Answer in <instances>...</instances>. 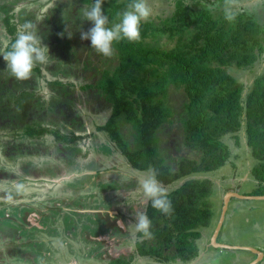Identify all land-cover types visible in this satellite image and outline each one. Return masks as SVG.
I'll use <instances>...</instances> for the list:
<instances>
[{
	"label": "trees",
	"instance_id": "1",
	"mask_svg": "<svg viewBox=\"0 0 264 264\" xmlns=\"http://www.w3.org/2000/svg\"><path fill=\"white\" fill-rule=\"evenodd\" d=\"M26 1L31 2L3 0L0 5V40L2 32L6 31L8 36L7 44L0 41V131L20 128L19 138L27 148L40 147V139L52 134L69 155L66 160L61 158L59 163L63 161L71 170L82 153L78 148V142L83 138L81 133L85 131V124L80 122L81 115L74 113L72 120L64 125V131L29 121L45 108L52 111L58 108L61 112L63 109L72 114L81 105L80 97L77 98L80 101H74V83L69 81L78 77L77 71H81L71 70L77 64L76 51L80 48L79 45L74 47L72 42L79 43L81 31L91 27L83 16L82 5L90 6L93 0H73L82 6L74 17H65L73 10L59 1L43 18L36 16V11L14 12L16 6ZM172 1L174 10L165 18L157 16L158 20L149 18L141 22L138 42H113L111 57L98 54L102 61L116 64H111L102 74L90 76L92 80L97 76L95 83L81 77L85 83L78 86L77 91H91L111 107L110 116L97 129L108 135L133 169L139 172L154 170L157 180L164 186L185 180L168 192L173 206L171 215L152 208L148 201L144 213L151 220L153 238L139 241L136 251L140 256L153 257L167 264H189L198 257V241L214 219L210 201L214 183L208 178L193 177L215 172L232 163L230 147L224 141L228 135L245 130L246 145L254 159L252 176L257 182V189L249 195L264 196V76L256 77L246 92L247 84L232 73L234 69L251 70L264 56V20L246 10L215 13L214 9L218 11L215 0ZM131 3L132 0H103L102 9L109 18L108 26L119 22V14ZM54 12L58 14L56 24H52ZM26 22L35 25L39 46L46 44L47 59L34 66L30 79L19 81L11 75L2 53L10 50L19 25ZM162 37L172 46L163 47L159 42ZM83 42L81 47L90 45V41ZM92 54L94 57L96 52L90 51V57ZM87 68L86 65L84 69ZM44 70L53 79L46 83L48 92L41 95L37 89ZM172 88L183 90L187 102L179 114L180 127H177L180 145L185 148L184 156H169L170 160L164 156L170 155V151L160 149L165 151L159 153L157 139L172 125L173 114L167 101ZM46 94L51 95L49 101ZM20 115L22 119L16 120ZM78 122L81 128L73 130ZM126 124L134 131L128 135L130 138L122 131ZM0 144H4L2 148L5 149L8 141L2 140ZM16 147L17 150L24 149ZM14 160L10 162H17ZM29 166L23 164L22 168L27 170ZM60 167L49 164L47 173ZM3 171L7 176H0V182L2 177L10 175L9 170L0 167L2 174ZM41 171L34 173L35 178L48 176ZM96 176H90V182ZM10 194L13 193H6L7 196ZM3 219L0 217V256L9 262L24 256L17 251L25 248L26 243H4V239L6 242V238L14 240L17 236L3 225ZM138 236L142 237V234L138 233ZM30 257L35 260L36 255ZM111 264H129V261L118 259Z\"/></svg>",
	"mask_w": 264,
	"mask_h": 264
},
{
	"label": "rangeland",
	"instance_id": "2",
	"mask_svg": "<svg viewBox=\"0 0 264 264\" xmlns=\"http://www.w3.org/2000/svg\"><path fill=\"white\" fill-rule=\"evenodd\" d=\"M59 1L73 10L65 17L76 16L79 9L85 7L73 0H38L36 3L31 0L16 6L14 12L18 13L22 9L28 12L36 11V16L43 18ZM215 2L218 6V11L214 9L215 13L246 10L254 17H261V20H264V0H215ZM2 3L3 0H0V5ZM148 4L151 8L149 18L154 20H158L157 16L165 18L174 10L172 0H148ZM56 15L58 14L54 12L51 16L52 24L57 22ZM1 17L3 18V15ZM7 37L6 31L2 32L0 41L7 44ZM159 42L166 48L172 46L165 37L159 39ZM83 43L82 40L79 43L72 42L74 47L79 45L80 48L76 51L77 64L73 65L71 70H81L86 65L88 68L77 71L78 77L75 79H69L74 83L73 99L75 101L80 97L81 105L72 111L73 115L70 112L65 114L63 109L62 112L58 110L61 114L57 115V108L55 111L45 108L39 114L33 115L34 119H29V123L42 122L43 126L64 131V125L72 120L74 113L81 115L80 122L85 124V131L81 133L83 138L78 142V148L82 153L74 167L70 170L65 167L66 163L63 161L59 163L61 158L66 160L69 155L64 152V146L55 141L52 134L40 139V147L27 148L19 138L20 128L16 131L8 129L0 131V142L8 141L5 149L2 148L4 144H0V167L10 171V175L7 178L2 177L0 182V217H4L3 225L12 234H21L23 237L15 240L8 237L6 242L4 239V243L10 245L26 243L25 248L17 251L24 256L11 259V263L15 264H111L120 255L130 258H127V261H131V264H154L150 258L141 257L137 253L138 233H135V226L132 225V222L136 221V212H144L146 209L148 201L143 195L140 181L151 172L133 169L108 135L97 129L98 125L104 124L111 114V107L103 98H99L91 91H77L78 86L85 83L81 77L90 78L92 75L102 74L116 62L102 61L91 47L90 51L95 55L93 57L92 54L90 57L88 47L87 49L81 47ZM44 45L42 46L45 47ZM70 60H73L72 57ZM87 60L91 63L82 62ZM96 68L99 71H95ZM232 73L247 84V92L256 77L264 76V56L251 70L234 69ZM93 77V80L90 78V83H95L98 79L97 76ZM52 79L53 76L44 70L38 84V88L40 87L37 89L38 94L48 92L46 83ZM46 95L45 98L49 101L51 95ZM167 101L174 117L171 118L172 125L160 133L157 142L159 153L170 151V155L167 153L168 155L164 156L171 160L169 156L176 158L184 156L185 148L180 145L177 127H180L179 114L183 112L187 99L183 90L172 88ZM17 119L21 120L22 116L16 117ZM80 122L73 126V130L81 128ZM122 131L130 138L128 135L133 130L126 124L123 125ZM224 141L230 147L232 163H227L215 172L197 174L193 177L208 178L214 183L210 198L214 207V219L210 228L203 231V238L198 241L204 249L198 258V264H245V261L259 259V255L257 254L255 258L253 252L221 249L210 241L221 220L225 192L236 189L238 194L250 196L249 194L257 189V182L252 176L254 159L246 145L245 130L228 135ZM16 146L24 149L17 150ZM179 148L181 149L177 150ZM23 164L31 166L26 170L22 168ZM49 164L61 167L48 170L47 173ZM29 169L32 171H28ZM40 170L48 176L35 178L34 173ZM3 172L4 174L0 172V176H7V172ZM95 175L96 178H92L90 182V176ZM184 181L165 187L171 192ZM7 192L13 194L7 196ZM118 221L124 222L126 230L118 225ZM117 239L125 240L127 247L122 243L117 247L113 246ZM218 243L240 247L252 245L261 247L264 251V200L233 198L229 203ZM111 251L113 255L110 254ZM32 254L36 255L35 260L30 257ZM263 262L264 260L259 264Z\"/></svg>",
	"mask_w": 264,
	"mask_h": 264
},
{
	"label": "clouds",
	"instance_id": "3",
	"mask_svg": "<svg viewBox=\"0 0 264 264\" xmlns=\"http://www.w3.org/2000/svg\"><path fill=\"white\" fill-rule=\"evenodd\" d=\"M103 0H93L90 6L83 8L84 18L91 23L87 31H81L80 39L90 41V47L99 55L111 57L114 54L113 42L127 40L138 42L141 38L140 25L151 16V8L148 0H132L129 8L120 13L119 22L109 25V18L102 9ZM63 36V33H60ZM71 38V33L68 34ZM11 75L19 81L31 78L34 66L44 63L47 59V48L40 47L35 34V25L31 22L24 23L17 32L10 50L2 53ZM150 175L140 181L143 195L146 201H151L152 208L164 215H171L173 211L172 201L169 198L167 188L157 180L154 170H149ZM224 198V197H223ZM135 233L142 234L141 238L151 239V220L144 212H136ZM118 225L126 230L123 221Z\"/></svg>",
	"mask_w": 264,
	"mask_h": 264
},
{
	"label": "water",
	"instance_id": "4",
	"mask_svg": "<svg viewBox=\"0 0 264 264\" xmlns=\"http://www.w3.org/2000/svg\"><path fill=\"white\" fill-rule=\"evenodd\" d=\"M235 197V198H241V199H255V200H264V196H242L240 194H238V192H228L224 195V206H223V213L221 216V220L219 225L217 226V229L215 230L214 234H213V238H212V242L214 244V246L221 248V249H232L234 251L236 250H243V251H249V250H253L252 248L249 247H240V246H229V245H225V244H220L217 241V238L221 232L224 220H225V216H226V212L228 210V206L229 203L231 201V199ZM258 254L262 255V252H260L259 250H255ZM261 261L255 260L254 262H252L251 264H259Z\"/></svg>",
	"mask_w": 264,
	"mask_h": 264
},
{
	"label": "flooded vegetation",
	"instance_id": "5",
	"mask_svg": "<svg viewBox=\"0 0 264 264\" xmlns=\"http://www.w3.org/2000/svg\"><path fill=\"white\" fill-rule=\"evenodd\" d=\"M82 48H85V47H83L82 46ZM85 49H87V48H85ZM88 55L90 56V45L88 46ZM91 59V58H90ZM82 62H84V63H90V61H82ZM85 67V66H84ZM81 70H85L84 68H82ZM64 113L65 114H67L65 111H64ZM58 114H61V112L60 111H58V108H57V115ZM69 117V116H68ZM238 192L236 189H234L233 190V192ZM228 192H231V190H228L227 192H225V194L226 193H228ZM233 198H235V197H233ZM232 198V199H233ZM231 199V200H232ZM148 203V202H147ZM145 211V210H144ZM120 213V212H119ZM123 215V214H122ZM135 223H136V221H134V222H132V225L133 226H135ZM206 230V229H205ZM213 234H214V232H213ZM213 234L211 235V237H210V241L212 240V238H213ZM14 235H16L17 237V239H22L23 237H22V235L21 234H14ZM138 236V235H137ZM119 238V237H118ZM218 238H219V236H218ZM218 238H217V241H218ZM13 239L15 240V238L13 237ZM143 240V238H141L140 236H138V241H137V243H136V249H137V245H138V242L139 241H142ZM28 242H30V240L28 241ZM125 244V240H121V239H117V242L115 241V245H113V246H118L119 244ZM0 244L2 245V242H0ZM126 246L125 247H127V244H125ZM226 245V244H225ZM230 246V245H229ZM199 247H200V252H199V255H198V257L192 262V263H189V264H198V258H199V256L201 255V254H203V251L201 252V248L203 247L200 243H199ZM128 248L130 249V246H128ZM225 250H228V249H225ZM1 252V251H0ZM110 254H112V251H111V253ZM113 255V254H112ZM116 255V254H115ZM121 256V257H120ZM119 257H117L116 259H114V260H118V259H122V260H124L125 262H127V260L128 259H130V258H128V257H122V255H120ZM125 256V255H124ZM1 257V256H0ZM141 257H144V258H150L151 260H152V262H154V264H167V263H165V262H159L157 259H155V258H153V257H149V256H147V257H145V256H141ZM128 258V259H127ZM1 259H2V257H1ZM0 259V264H11V261H9V262H5V261H3V260H1ZM129 264H131V261H129ZM150 264H152V263H150ZM168 264H175V263H173V262H170V263H168Z\"/></svg>",
	"mask_w": 264,
	"mask_h": 264
},
{
	"label": "crops",
	"instance_id": "6",
	"mask_svg": "<svg viewBox=\"0 0 264 264\" xmlns=\"http://www.w3.org/2000/svg\"><path fill=\"white\" fill-rule=\"evenodd\" d=\"M244 247H249V248H252L253 250H249L250 252H253V253H255L254 254V257L256 258L257 257V252L255 251V250H259V251H261L262 252V255H260V254H258L259 255V260L262 262V260H264V251L261 249V247H255V246H253L252 247V245H245ZM230 250H232V249H230ZM204 252V249H203V247L201 248V252ZM254 260V259H253ZM253 260H250V261H245L246 263L245 264H251L252 262H254ZM198 262H199V260H198ZM262 264H264V262L262 263Z\"/></svg>",
	"mask_w": 264,
	"mask_h": 264
}]
</instances>
